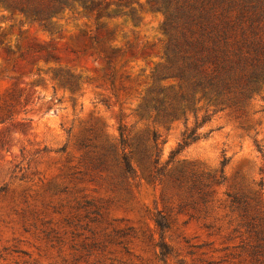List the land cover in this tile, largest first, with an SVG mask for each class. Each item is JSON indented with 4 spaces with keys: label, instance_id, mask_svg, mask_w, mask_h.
Wrapping results in <instances>:
<instances>
[{
    "label": "rangeland",
    "instance_id": "374dc122",
    "mask_svg": "<svg viewBox=\"0 0 264 264\" xmlns=\"http://www.w3.org/2000/svg\"><path fill=\"white\" fill-rule=\"evenodd\" d=\"M87 2L47 24L0 6V264H264L242 218L264 235V86L224 111L198 95L186 118L145 113L178 91L157 79L168 15Z\"/></svg>",
    "mask_w": 264,
    "mask_h": 264
},
{
    "label": "trees",
    "instance_id": "16d2710c",
    "mask_svg": "<svg viewBox=\"0 0 264 264\" xmlns=\"http://www.w3.org/2000/svg\"><path fill=\"white\" fill-rule=\"evenodd\" d=\"M11 15L47 24L87 0H0ZM152 9L168 15L167 66L158 80L178 81V91L159 89L146 98L143 111L164 121L186 118L198 95L219 111L238 107L264 86V0H152ZM5 19L4 16H1ZM110 63V62H109ZM68 82H72L69 79ZM210 118L198 125L203 126ZM199 140L195 130L185 133L179 150ZM127 173L132 167L124 156ZM233 198L232 208L246 212ZM247 228L257 233L253 254L264 252V235L242 213Z\"/></svg>",
    "mask_w": 264,
    "mask_h": 264
}]
</instances>
